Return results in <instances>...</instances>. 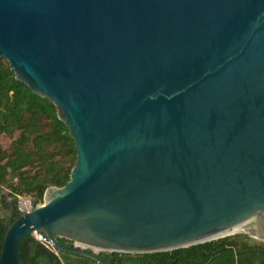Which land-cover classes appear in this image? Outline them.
Wrapping results in <instances>:
<instances>
[{"label": "water", "instance_id": "1", "mask_svg": "<svg viewBox=\"0 0 264 264\" xmlns=\"http://www.w3.org/2000/svg\"><path fill=\"white\" fill-rule=\"evenodd\" d=\"M1 58L54 104L75 161L18 199L0 264L34 231L95 264L264 241V0H0Z\"/></svg>", "mask_w": 264, "mask_h": 264}, {"label": "trees", "instance_id": "2", "mask_svg": "<svg viewBox=\"0 0 264 264\" xmlns=\"http://www.w3.org/2000/svg\"><path fill=\"white\" fill-rule=\"evenodd\" d=\"M0 246L3 233L19 215L17 201L29 196L41 202L49 186H62L75 161L74 141L58 119L56 107L17 80L8 62L0 59ZM65 242L64 239L58 238ZM20 264H95L84 256L58 250L57 255L26 235L18 248ZM112 264H264V242H253L244 233L167 251L119 253L101 251Z\"/></svg>", "mask_w": 264, "mask_h": 264}, {"label": "built area", "instance_id": "3", "mask_svg": "<svg viewBox=\"0 0 264 264\" xmlns=\"http://www.w3.org/2000/svg\"><path fill=\"white\" fill-rule=\"evenodd\" d=\"M32 236L39 241L41 244H43L46 248H48L50 251H52L54 254L57 255L58 250H60L58 247L55 246L53 241L49 239L46 235H44L41 232H33Z\"/></svg>", "mask_w": 264, "mask_h": 264}, {"label": "rangeland", "instance_id": "4", "mask_svg": "<svg viewBox=\"0 0 264 264\" xmlns=\"http://www.w3.org/2000/svg\"><path fill=\"white\" fill-rule=\"evenodd\" d=\"M9 143H10V138L4 136V135H0V144L4 147V148H8L9 146ZM18 199H21V200H26V202L28 201L30 203L31 201V198L29 196H20ZM234 233H244L246 234L247 236H249V238L253 241V242H264L262 241L261 239H259V236L257 235H249L245 232H234ZM234 233H231V234H234Z\"/></svg>", "mask_w": 264, "mask_h": 264}, {"label": "bare ground", "instance_id": "5", "mask_svg": "<svg viewBox=\"0 0 264 264\" xmlns=\"http://www.w3.org/2000/svg\"><path fill=\"white\" fill-rule=\"evenodd\" d=\"M22 203H23V205H25V206H27V202H26V200H22ZM246 230V229H245ZM251 236H253L254 234L255 235H257V236H259L257 233H255V232H251L250 230H246ZM254 237V236H253Z\"/></svg>", "mask_w": 264, "mask_h": 264}]
</instances>
